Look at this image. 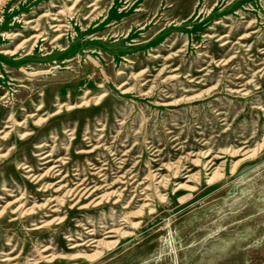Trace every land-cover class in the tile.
Here are the masks:
<instances>
[{
    "label": "rangeland",
    "instance_id": "obj_1",
    "mask_svg": "<svg viewBox=\"0 0 264 264\" xmlns=\"http://www.w3.org/2000/svg\"><path fill=\"white\" fill-rule=\"evenodd\" d=\"M0 51V264H264V0H0Z\"/></svg>",
    "mask_w": 264,
    "mask_h": 264
},
{
    "label": "bare ground",
    "instance_id": "obj_2",
    "mask_svg": "<svg viewBox=\"0 0 264 264\" xmlns=\"http://www.w3.org/2000/svg\"><path fill=\"white\" fill-rule=\"evenodd\" d=\"M74 3V2H73ZM97 6V5H96ZM69 7V6H68ZM70 8V7H69ZM66 9H67V7H66ZM46 14V13H45ZM52 20H54V19H52ZM61 25V24H60ZM60 26H58V25H52L51 26V28H54L55 30L54 31H59V28ZM58 36V35H57ZM56 36V37H57ZM41 36L39 35V34H36L33 38L34 39H39ZM59 37V36H58ZM57 37V38H58ZM241 41V40H240ZM12 53V52H11ZM0 54H8V52H1L0 51ZM128 91V90H127ZM149 91V90H148ZM71 104V103H70ZM69 105V104H68ZM75 105V104H74ZM73 105V106H74ZM72 106V107H73ZM80 106V105H79ZM71 106H69L68 108H70ZM32 115V114H31ZM19 124V123H18ZM63 130V129H62ZM29 131V130H28ZM26 133H28V132H26ZM25 133V134H26ZM30 133V132H29ZM4 134H6V133H4ZM21 136V135H20ZM24 136V135H23ZM7 147V146H6ZM207 147V146H206ZM259 147H261V146H259ZM4 149V148H3ZM7 149V148H6ZM76 151V150H75ZM82 151V150H81ZM7 152V151H6ZM37 152V151H36ZM5 154V153H4ZM1 155H3V154H1ZM49 155L50 154H48V155H45V156H43V157H41L42 156V154H39L38 156H40L41 158H40V160L41 161H44L42 164H47V163H49L50 162V160L48 159V160H46L48 157H49ZM213 160H214V158H212L211 160H209V161H207V166L208 165H210L212 162H213ZM24 162V161H23ZM39 162V161H38ZM29 164V163H28ZM215 164L214 163H212L208 168H207V170L206 171H209V174H211L212 175V177L214 176V175H216V173H217V168L216 167H213ZM40 167V166H39ZM245 167V166H244ZM26 168V172H30L31 171V169H29V168H31V167H27V166H25L24 167V169ZM176 168V167H175ZM247 168V167H246ZM231 169V168H230ZM205 172V171H204ZM145 173V172H144ZM28 176V175H27ZM194 178V177H193ZM50 180V179H49ZM189 180V179H188ZM208 180V179H207ZM157 181V180H156ZM155 181V182H156ZM210 181V180H209ZM89 183V182H88ZM174 183V182H173ZM42 184V183H41ZM84 182H81V183H78V184H76V186H74V188H72V189H69V190H67L64 194H66L67 196H69V197H74L73 199H77L76 201H75V204H78L79 202H80V199L82 198V196H84V195H86L88 192H89V194H88V196H90V195H92V193L94 192V191H96V187H88V186H84ZM165 184V183H164ZM50 186V185H49ZM185 186V185H184ZM66 187V186H65ZM178 187H181V186H178ZM192 187V186H191ZM195 187V186H194ZM2 188H3V186H2ZM67 188V187H66ZM53 189V188H52ZM92 189V190H91ZM146 189V188H145ZM191 189H193V188H191ZM24 190V189H23ZM91 190V191H90ZM120 190V189H119ZM83 191V192H82ZM82 192V193H81ZM13 193V192H12ZM11 193V194H12ZM19 194V193H18ZM21 194V193H20ZM21 196V195H20ZM19 196V197H20ZM87 196V197H88ZM9 197V196H8ZM22 197V196H21ZM16 198V197H15ZM33 198V197H32ZM45 198V197H44ZM84 203V202H83ZM148 203V202H147ZM37 204V203H36ZM36 204H34V205H36ZM71 204V203H70ZM74 204V205H75ZM39 205V204H38ZM127 205V204H126ZM21 206L22 207H24L23 206V203H21ZM21 206H19V207H21ZM18 207V208H19ZM32 207V206H31ZM150 208V207H149ZM153 208V207H152ZM14 209V208H13ZM259 209V208H258ZM2 210H3V208H2ZM31 210L32 209H30V208H27V209H25V208H21L18 212V214L17 215H21V214H29L30 212H31ZM124 214V213H123ZM11 217V216H10ZM42 217V216H41ZM12 218V217H11ZM30 222V221H29ZM56 222V221H55ZM36 223V222H35ZM114 228H115V226H114ZM109 229V228H108ZM122 230H124V229H122ZM93 231V230H92ZM106 231V230H105ZM94 239V238H93ZM87 244V243H86ZM98 250V249H97ZM101 250V249H100ZM98 252V251H97ZM83 253V252H82ZM77 254V253H76ZM71 256V255H70ZM84 256V255H83ZM86 256H88V255H86ZM86 256H84V257H86ZM90 256V255H89ZM93 257V256H92ZM95 257V256H94ZM47 258V257H46ZM87 259L89 258V257H86ZM92 259V258H91ZM90 260V259H89ZM46 261H50V258L48 259V260H46Z\"/></svg>",
    "mask_w": 264,
    "mask_h": 264
}]
</instances>
